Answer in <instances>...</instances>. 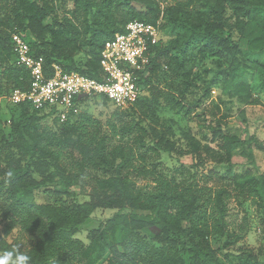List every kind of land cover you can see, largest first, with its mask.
Wrapping results in <instances>:
<instances>
[{
	"label": "trees",
	"instance_id": "16d2710c",
	"mask_svg": "<svg viewBox=\"0 0 264 264\" xmlns=\"http://www.w3.org/2000/svg\"><path fill=\"white\" fill-rule=\"evenodd\" d=\"M68 1L72 17L59 13ZM163 1L176 2V6L161 8L159 0H0V95L9 98L13 90L27 91L30 84L29 71L18 64L13 52V34L22 36L34 58H42L46 77L56 65L65 73L98 79L104 43L124 32L129 22L156 25L162 14L178 25L179 9H191L204 0ZM206 2L210 3L208 13L197 11L194 23L186 20L189 27L178 26L184 37L163 44L159 36L158 44L151 48L149 64L139 72L142 93L129 108H137L149 119H157L156 109L161 106L190 115L183 96L161 90L155 80L162 68L182 73L183 57L196 49L199 62L212 58L222 68L224 60H229L222 94L235 101L245 122L243 109L255 103L248 74L255 73L253 66L264 68V0ZM78 54H83V62L75 59ZM190 75L182 73L187 86L194 85ZM218 75L216 71L213 78ZM210 90V84L205 86L204 100L210 99ZM97 99L78 100L79 113L62 123L27 102L9 101L17 116H10V131L3 139L5 150L2 153L0 149V254L14 248L8 237L16 230L33 238L23 251L30 257L29 264H94L92 254L97 251L100 258L106 247V264H226L218 253L242 237L228 231L229 192L165 176L159 158L162 154L190 156L198 171L206 158L211 159L226 168L239 196L264 211V173L253 176L248 170L235 171L243 165L258 171L253 150L264 153V142L254 136L244 140L227 134L223 120L217 117L219 103L209 100L202 106L199 98L193 104L201 108L198 117H209L202 119L205 143L190 131L175 139L171 127L162 126L160 131L150 128L151 138L139 129L132 141L134 149L108 145L106 136L93 130L95 122L85 116L84 109L91 102L119 109L103 97ZM45 119L55 122L58 135L42 127ZM110 129L116 135L113 124ZM241 160L245 163L238 164ZM133 178L149 181L150 186L137 188ZM74 183L87 201L34 202V193L49 187L57 197L74 198L70 191ZM99 209L116 212L103 224L92 218ZM153 228L157 233L148 238L145 233ZM83 231L87 246L76 238ZM212 239H220L216 250L211 247ZM251 258L246 255L244 259L252 264Z\"/></svg>",
	"mask_w": 264,
	"mask_h": 264
},
{
	"label": "rangeland",
	"instance_id": "374dc122",
	"mask_svg": "<svg viewBox=\"0 0 264 264\" xmlns=\"http://www.w3.org/2000/svg\"><path fill=\"white\" fill-rule=\"evenodd\" d=\"M178 1L184 2L185 0ZM159 2L161 8H165V6H176V2L163 0H159ZM209 5L210 3L204 0L200 5H195L191 9H179L181 15L178 25L173 24L168 16L161 14L158 20L160 24L161 42L167 44L175 38L180 39L181 37H184L185 33L178 26L182 25L189 27L186 20L192 19L194 23V19L197 18V15L208 13ZM197 11L199 14H197ZM71 12L72 5L69 1L59 10L60 14H66L67 17H72ZM74 21L75 23H81V20L79 19H74ZM48 23L49 20H46L45 24ZM196 53V49H190V51L187 52V56L183 57L186 63L182 70V73L189 72L191 74L189 80L193 82L194 85L187 86V80L182 77V73H178L179 71H174L170 69V67L166 69L161 66L162 69L158 71L156 80L154 78L155 83L161 90L172 91L179 96H183L186 105L189 106L191 111L190 115L183 116L161 106L156 109L155 115L157 119H149L143 115L142 112L137 110V108L125 109L126 113H124L122 110H116L113 107H104L98 103L91 102L85 107L84 111L86 112L85 116H89L91 120L95 122L93 130H97L101 136H106V142L108 145L122 144L124 147L132 149L135 148L132 142L133 138L139 133V129H143L149 133L150 128L160 131L162 126L171 127L175 139L180 140L183 132L190 131L205 143L202 137L206 134V131L203 130L201 126L203 124L202 119L206 117L204 115L198 117L201 108L197 109L193 107V104L200 98L202 106H206L209 100L219 103L220 112L217 117L223 120L225 124V132L227 134L239 136L244 140H248L251 136H254L259 141L264 142V68L253 66L251 69L255 73L253 75L248 74L255 103L254 105L243 109L245 112L243 116L245 122H242L238 105L227 95L222 94L223 78L225 76L224 72H227L229 60H224L222 68H219L212 58H206L203 62H199ZM75 59H78L81 62L85 60L83 54H78ZM262 61L264 63V59H262ZM162 65L164 66L166 64L163 63ZM206 70L212 71L206 73ZM172 71L178 75H174ZM216 71L219 72V75L217 78H213ZM209 84L211 89L210 99L204 100L202 98V91L205 86ZM8 99V95H0V149L2 153L5 150L3 139L10 131L8 120L12 115H14V118L17 116L15 109L13 111L10 110V107L12 106ZM60 110L61 107H56L55 112L57 113ZM54 115V113H51L49 118L55 119ZM222 116H225V118L223 117L224 119H222ZM40 124L50 132H54L57 135L60 133L55 122L50 119H45L41 121ZM111 124L115 126L116 135L112 134L110 129ZM129 128L130 130H128ZM149 138H151L150 133ZM149 138L145 136L144 139L147 145L150 144ZM181 144H184V141H181ZM253 155L258 171L248 165L238 166L235 171L240 173L248 170L246 172L253 176L264 173V153L254 147ZM159 160V169L165 176H173L177 181H193L200 186H206L213 190L221 187L226 188L230 194V198L226 201L227 214L225 218L228 231L231 233L233 232L234 234H239L242 237L230 249L223 251V253H218V256L224 259L226 264H250L248 260L244 259L246 255L252 257V264H255V262L258 264H264V211L259 209L252 200L245 199L234 191L230 184L231 179L227 176L226 168L224 166L217 165L211 159L209 160L206 158L204 167L198 171L193 168V160L190 156L177 157L174 155L169 156L162 154ZM243 163H245L244 160L238 162V164ZM92 174H94V172L91 174L88 173V175ZM100 174L101 173H99V175ZM86 180H89L88 177ZM133 180L136 182L137 188L145 189L150 186L149 181L138 178H133ZM70 191L74 192V198H67L64 196L60 198L57 197L53 193L51 187H49L36 191L34 193V202L36 204H60L65 201L84 202L88 200L87 197L83 195L84 193L80 192L79 187L75 183L71 186ZM115 212V210L99 209L92 214V218L104 224L115 214ZM156 233L157 228H153L145 234L148 238H151V236ZM76 238L80 239L84 246H87L89 243L85 231L77 234ZM8 242L13 243V247L19 245L21 252H23L30 247L33 238L26 234H19L15 230L8 237ZM220 243V239H212V249L216 250ZM107 255L108 247H106L101 253L100 258L96 257L97 251L93 253L92 258L94 264H106ZM84 262L85 261L82 260V263Z\"/></svg>",
	"mask_w": 264,
	"mask_h": 264
},
{
	"label": "built area",
	"instance_id": "2783aa9c",
	"mask_svg": "<svg viewBox=\"0 0 264 264\" xmlns=\"http://www.w3.org/2000/svg\"><path fill=\"white\" fill-rule=\"evenodd\" d=\"M159 36V22L156 25L129 22L124 32L104 43L99 78L93 79L78 73H65L56 65L52 75L46 77L42 58H34L22 36L13 34V52L18 64L29 71L30 84L27 91L13 90L8 100L13 104L27 102L35 110L54 113L61 123L79 113L76 103L84 97H103L119 110L128 109L142 93L139 72L149 64L151 48L158 44ZM56 107H61L57 113Z\"/></svg>",
	"mask_w": 264,
	"mask_h": 264
},
{
	"label": "clouds",
	"instance_id": "9594fccd",
	"mask_svg": "<svg viewBox=\"0 0 264 264\" xmlns=\"http://www.w3.org/2000/svg\"><path fill=\"white\" fill-rule=\"evenodd\" d=\"M30 257L20 251V246L4 251L0 254V264H29Z\"/></svg>",
	"mask_w": 264,
	"mask_h": 264
}]
</instances>
